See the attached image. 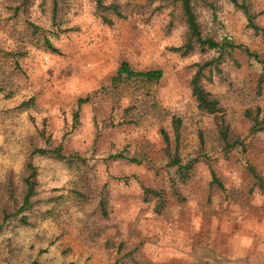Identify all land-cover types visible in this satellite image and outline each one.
<instances>
[{"label":"rangeland","instance_id":"374dc122","mask_svg":"<svg viewBox=\"0 0 264 264\" xmlns=\"http://www.w3.org/2000/svg\"><path fill=\"white\" fill-rule=\"evenodd\" d=\"M21 1L0 0V264H264V190L250 169L264 178V0H240L260 29L229 0L199 4L203 33L232 46L188 53L174 49L189 41L175 0H115L127 16L113 24L96 0L56 13ZM124 60L163 76L114 86ZM207 60L228 136L191 91ZM164 131L193 162L185 182ZM28 160L36 193L20 210Z\"/></svg>","mask_w":264,"mask_h":264},{"label":"trees","instance_id":"16d2710c","mask_svg":"<svg viewBox=\"0 0 264 264\" xmlns=\"http://www.w3.org/2000/svg\"><path fill=\"white\" fill-rule=\"evenodd\" d=\"M31 0H22V4L24 7H28L27 5L30 3ZM52 1V10L54 13L57 12L60 2L62 0H51ZM97 1V10H98V15L100 18L109 24L114 23V19H120L124 18L127 16V14L124 12L123 5L115 0L112 1H107V0H96ZM231 3H233L236 7L240 8L244 14L247 16L249 23L252 27L255 29H260V26L256 23L255 21V14L252 12L250 4L247 3L246 1H240V0H229ZM174 4L177 6L179 5L181 13L183 14L184 21L187 26V33L189 36V41L188 43L175 47V50H182V53H188L195 47H198L201 52H206L209 49H216L217 51H223L225 45L226 46H232L230 42H225V45L222 42H219L215 38L211 36H206L201 28V23L200 19L197 13V6L199 4L201 5H213V0H175ZM258 57V55H256ZM215 61V60H214ZM213 63V60H207L203 63H200L196 72L191 78L190 81V87L192 94L195 96L198 107L201 110H204L208 113L214 114L216 117H218V121H220L221 124V132L225 133V136L227 135L229 127L224 126L225 120L222 119V106L219 101V99L207 88L205 87L204 84V78H205V73L204 69L207 68V66H211ZM163 76V70L159 68H150V69H135L133 68L130 63L126 60H124L116 75L112 78V84L115 86H118L120 83L124 81H138V82H143L144 84L146 82H151L154 80H159ZM90 101V96L86 97H80L78 99V105L81 107L84 103H87ZM28 102H22L21 105H29ZM79 115V112H77V116ZM181 119L175 117L173 119V124L176 130V141L179 139V127H180ZM164 139H165V152L167 157L169 158V163L176 167V172L178 174V177L181 181L185 182L190 176V171L193 168V162H183V159L181 158V155L179 153L178 145L173 146L170 141L169 134L164 131L163 132ZM37 153L41 154H46L48 152L52 153L54 156L60 158V159H66L63 151L61 148H54V149H45V148H37L35 150ZM26 169L28 170V175L24 177V182L26 185V192L24 195V201L22 206L20 207V210H23L26 208L28 205L31 203V198L35 195L36 193V167L33 164L31 160H28L26 163ZM251 172L254 176V178L258 181L261 189L264 190V178L258 173L255 167L250 166ZM213 180L212 183H218L220 185L221 182L219 181L216 173L213 171ZM145 194L146 195H155L157 196L158 199H162L161 197V191L156 190L150 187H145ZM161 203V202H160ZM163 203L160 204L159 208L163 206ZM101 211L103 214L107 215V210L105 208V203L104 199L101 200ZM8 216V215H7ZM6 216V217H7ZM2 228V225H0V230ZM122 245V244H120ZM118 251H120V248H118ZM31 264H43L40 263L38 260H33Z\"/></svg>","mask_w":264,"mask_h":264}]
</instances>
